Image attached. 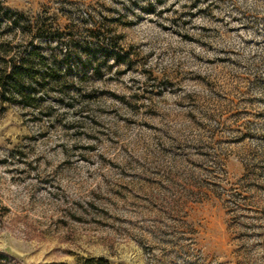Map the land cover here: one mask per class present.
<instances>
[{
	"label": "rangeland",
	"instance_id": "1",
	"mask_svg": "<svg viewBox=\"0 0 264 264\" xmlns=\"http://www.w3.org/2000/svg\"><path fill=\"white\" fill-rule=\"evenodd\" d=\"M0 6V264H264V0Z\"/></svg>",
	"mask_w": 264,
	"mask_h": 264
},
{
	"label": "trees",
	"instance_id": "2",
	"mask_svg": "<svg viewBox=\"0 0 264 264\" xmlns=\"http://www.w3.org/2000/svg\"><path fill=\"white\" fill-rule=\"evenodd\" d=\"M8 21V23H6ZM0 104H4L15 96H20L23 100H29V95H24L21 91V76L29 69L28 58L34 54L35 50L28 52L20 57L18 44H13L12 40L7 39L8 34L12 31L11 27L23 26L20 31L22 37L29 36L32 23L23 15L6 10L0 6ZM2 31V32H1ZM3 255L0 254V258Z\"/></svg>",
	"mask_w": 264,
	"mask_h": 264
}]
</instances>
